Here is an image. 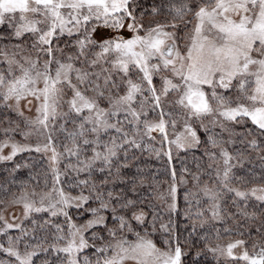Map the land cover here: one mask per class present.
I'll return each instance as SVG.
<instances>
[{
  "label": "snow or ice",
  "instance_id": "1",
  "mask_svg": "<svg viewBox=\"0 0 264 264\" xmlns=\"http://www.w3.org/2000/svg\"><path fill=\"white\" fill-rule=\"evenodd\" d=\"M0 264H264V0H0Z\"/></svg>",
  "mask_w": 264,
  "mask_h": 264
},
{
  "label": "rangeland",
  "instance_id": "2",
  "mask_svg": "<svg viewBox=\"0 0 264 264\" xmlns=\"http://www.w3.org/2000/svg\"><path fill=\"white\" fill-rule=\"evenodd\" d=\"M179 202H180L181 207H183V194H182V190H181V194H180V197H179ZM14 211H16V214L17 215L20 214L18 210H14ZM6 215H9V214L6 213Z\"/></svg>",
  "mask_w": 264,
  "mask_h": 264
},
{
  "label": "trees",
  "instance_id": "3",
  "mask_svg": "<svg viewBox=\"0 0 264 264\" xmlns=\"http://www.w3.org/2000/svg\"><path fill=\"white\" fill-rule=\"evenodd\" d=\"M25 174L24 173H21V176H24Z\"/></svg>",
  "mask_w": 264,
  "mask_h": 264
}]
</instances>
